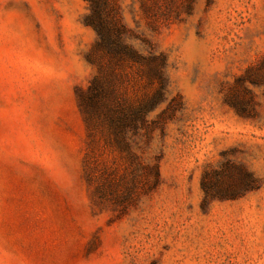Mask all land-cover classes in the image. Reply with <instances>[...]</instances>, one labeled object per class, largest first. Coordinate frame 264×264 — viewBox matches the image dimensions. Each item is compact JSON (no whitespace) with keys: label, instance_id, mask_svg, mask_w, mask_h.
<instances>
[{"label":"rangeland","instance_id":"1","mask_svg":"<svg viewBox=\"0 0 264 264\" xmlns=\"http://www.w3.org/2000/svg\"><path fill=\"white\" fill-rule=\"evenodd\" d=\"M127 151L90 130L86 0H0V264H264V0H102ZM106 63L107 60H103Z\"/></svg>","mask_w":264,"mask_h":264},{"label":"trees","instance_id":"2","mask_svg":"<svg viewBox=\"0 0 264 264\" xmlns=\"http://www.w3.org/2000/svg\"><path fill=\"white\" fill-rule=\"evenodd\" d=\"M90 4L92 15L89 17L90 25L98 35L96 51L99 55V75L93 80L87 91L79 93L81 111L90 130L101 129L108 138H113L121 151L129 149L126 140L131 132L137 134L138 121L144 123L159 100L145 104L138 111H127L119 99L114 84V74L117 67L125 60L139 63L146 69L144 76L149 84L163 81V67L158 64L157 57L136 58V52L126 45L121 30L108 23L102 12V0H86ZM107 60L103 63V60Z\"/></svg>","mask_w":264,"mask_h":264}]
</instances>
